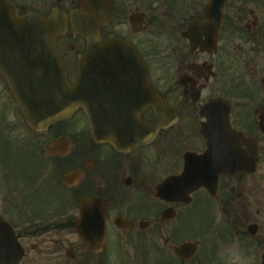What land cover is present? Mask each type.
<instances>
[{"label":"flooded vegetation","instance_id":"flooded-vegetation-1","mask_svg":"<svg viewBox=\"0 0 264 264\" xmlns=\"http://www.w3.org/2000/svg\"><path fill=\"white\" fill-rule=\"evenodd\" d=\"M7 1L19 16L64 18L55 44L68 81L85 48L72 19L97 18L106 7L99 37L124 39L138 58L90 69L96 92L119 115H135L142 132L159 122L157 97L167 109L151 138L128 149L81 131L54 158L62 173L76 175L66 177L72 184L29 193L12 187L13 128L0 108V219L16 242L13 259L22 252L18 264H263L264 0ZM203 126L226 145L210 161L230 148L228 172L213 179L211 163H198L194 178H206L184 179L186 157L207 150ZM82 202L86 225L104 221L99 248L76 232Z\"/></svg>","mask_w":264,"mask_h":264},{"label":"water","instance_id":"water-1","mask_svg":"<svg viewBox=\"0 0 264 264\" xmlns=\"http://www.w3.org/2000/svg\"><path fill=\"white\" fill-rule=\"evenodd\" d=\"M103 17L101 22L106 21L105 14ZM97 21L98 19L80 18L73 22V33L85 38L86 48L78 57L76 81L70 85L65 79L64 64L54 43L55 36L64 32L63 19L41 18L33 13L19 17L7 0H0V74L30 128L44 130L82 108L87 115L93 139L97 142L107 141L120 148L119 141L127 131L124 130L119 115L99 113L98 110L102 107L100 104H106V99L100 96L97 100L94 94L88 92L89 83H95L88 69L90 54L95 55L92 59L102 62V68L108 64L117 68L119 61L124 60L126 54L133 49L116 37L100 40L96 31ZM93 64L95 68L96 63ZM156 110H159L158 106ZM131 120L134 122V117ZM128 133L131 135L128 139L134 140L133 133ZM61 146L65 149L59 152L57 148ZM67 149V142L63 138L45 145V151L51 154H64ZM84 223L82 214L77 225L79 235L93 246L100 245L103 225L94 227ZM3 227L6 226L0 221V262L8 264L6 254L11 240ZM17 260L18 257L15 262Z\"/></svg>","mask_w":264,"mask_h":264},{"label":"rangeland","instance_id":"rangeland-1","mask_svg":"<svg viewBox=\"0 0 264 264\" xmlns=\"http://www.w3.org/2000/svg\"><path fill=\"white\" fill-rule=\"evenodd\" d=\"M0 108H6L9 122L13 128L10 137V140H12L11 144L18 142L20 146H23L22 152L19 149L17 155L26 158L27 171L21 176V179L20 177L14 178L17 168L14 163L12 165V187L23 186L27 188L29 193L34 188L59 187V175L63 169L58 165L57 168L54 167L55 160L50 155L44 153L43 145L48 140L53 139L52 137H75L81 131L86 130L87 124L82 111H76L69 119L54 124L44 132L34 133L23 126L21 133L19 131V128L22 127L21 117L15 108L13 100L9 97V93L2 80H0ZM26 144L27 147L25 148ZM11 156L16 157L14 152L11 153ZM12 162L15 161L12 160Z\"/></svg>","mask_w":264,"mask_h":264}]
</instances>
